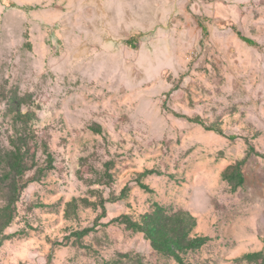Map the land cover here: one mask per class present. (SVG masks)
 <instances>
[{
	"label": "rangeland",
	"instance_id": "obj_1",
	"mask_svg": "<svg viewBox=\"0 0 264 264\" xmlns=\"http://www.w3.org/2000/svg\"><path fill=\"white\" fill-rule=\"evenodd\" d=\"M14 95L22 112L36 114L53 169L24 191L0 264H178L110 222L138 219L155 203L189 212L192 236L210 239L186 263L264 259V0H0L5 147ZM195 117L236 139L191 123ZM247 141L255 154L242 166L244 186L233 190L222 174L247 157ZM39 157L46 167L47 156ZM83 160L91 185L81 179ZM107 163L112 187L94 178ZM150 170L141 178L146 191L136 181ZM127 186L105 217L84 202ZM5 196L0 190V211Z\"/></svg>",
	"mask_w": 264,
	"mask_h": 264
},
{
	"label": "trees",
	"instance_id": "obj_2",
	"mask_svg": "<svg viewBox=\"0 0 264 264\" xmlns=\"http://www.w3.org/2000/svg\"><path fill=\"white\" fill-rule=\"evenodd\" d=\"M234 31L242 41L250 46H256L253 40L244 37L236 28H234ZM135 40L136 37H133L127 41V44L133 46ZM23 104L24 100L17 97V95L7 101L9 111L14 114L13 132L7 137V147L2 146L0 143V190L4 189L6 194V203L0 211V246L4 241L15 237V235H5L4 231L11 226L17 217L18 203L24 191L29 185L39 182L48 171L53 169V159L46 138L41 135L35 126L36 114L32 111L22 112ZM190 122L203 126L207 131L227 137L230 140L236 139L235 136H227L218 126H207L199 117L190 119ZM248 144L247 157L229 166L222 174L223 181L227 182L233 190L244 186L246 179L242 166L249 156L255 154L254 147L249 142ZM42 155L47 156L46 167L40 164L39 156ZM87 162V160L82 161L80 174L81 179L91 185L92 181L89 175L92 171ZM111 166V163H107V169L104 173H94L96 183L105 184L108 187L113 186V175L109 172ZM154 173L155 171L152 170L144 172L137 179V184L143 190L149 191L148 186L142 183L141 178ZM129 190L127 186L118 196L112 194L106 199L101 197L98 203L84 202L88 206H94L96 209L100 208L101 214L98 218H102L107 214L106 204H114L126 199ZM69 206H73V204H69ZM110 222L123 226L126 231L142 234L150 242L154 252L173 258L178 264H188L185 262L184 257L191 252L199 251L210 240L208 237L192 236L197 222L189 212L156 203L152 205L150 212L142 214L138 219L128 214H122ZM93 231V227L73 231L69 237L65 238V241L67 243L73 238L75 241L80 242ZM245 260L251 264H264L262 253L247 254ZM139 264H142L140 258Z\"/></svg>",
	"mask_w": 264,
	"mask_h": 264
}]
</instances>
